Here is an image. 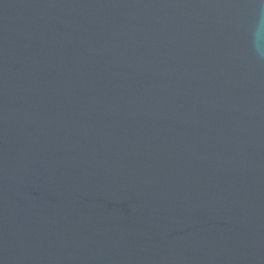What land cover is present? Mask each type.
Returning <instances> with one entry per match:
<instances>
[{
	"label": "water",
	"instance_id": "95a60500",
	"mask_svg": "<svg viewBox=\"0 0 264 264\" xmlns=\"http://www.w3.org/2000/svg\"><path fill=\"white\" fill-rule=\"evenodd\" d=\"M264 0H0V264H264Z\"/></svg>",
	"mask_w": 264,
	"mask_h": 264
},
{
	"label": "clouds",
	"instance_id": "9594fccd",
	"mask_svg": "<svg viewBox=\"0 0 264 264\" xmlns=\"http://www.w3.org/2000/svg\"><path fill=\"white\" fill-rule=\"evenodd\" d=\"M261 23H264V21H261Z\"/></svg>",
	"mask_w": 264,
	"mask_h": 264
}]
</instances>
